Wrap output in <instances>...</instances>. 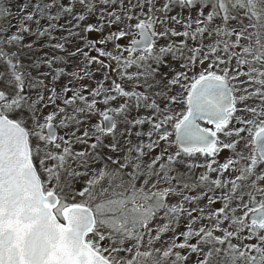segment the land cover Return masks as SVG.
Masks as SVG:
<instances>
[{
    "label": "snow or ice",
    "instance_id": "snow-or-ice-1",
    "mask_svg": "<svg viewBox=\"0 0 264 264\" xmlns=\"http://www.w3.org/2000/svg\"><path fill=\"white\" fill-rule=\"evenodd\" d=\"M0 264H264V0H0Z\"/></svg>",
    "mask_w": 264,
    "mask_h": 264
},
{
    "label": "flooded vegetation",
    "instance_id": "flooded-vegetation-1",
    "mask_svg": "<svg viewBox=\"0 0 264 264\" xmlns=\"http://www.w3.org/2000/svg\"><path fill=\"white\" fill-rule=\"evenodd\" d=\"M13 7H15V5H13Z\"/></svg>",
    "mask_w": 264,
    "mask_h": 264
}]
</instances>
